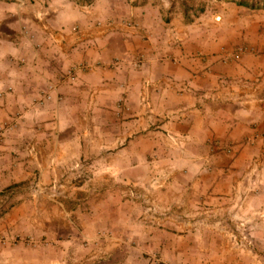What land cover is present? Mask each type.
Returning <instances> with one entry per match:
<instances>
[{"label": "crops", "instance_id": "crops-1", "mask_svg": "<svg viewBox=\"0 0 264 264\" xmlns=\"http://www.w3.org/2000/svg\"><path fill=\"white\" fill-rule=\"evenodd\" d=\"M37 1L0 0V191L87 161L100 197L69 205L98 208L67 246L264 264V8L185 21L171 0Z\"/></svg>", "mask_w": 264, "mask_h": 264}, {"label": "rangeland", "instance_id": "rangeland-1", "mask_svg": "<svg viewBox=\"0 0 264 264\" xmlns=\"http://www.w3.org/2000/svg\"><path fill=\"white\" fill-rule=\"evenodd\" d=\"M66 1L76 4L93 2ZM221 1L251 6L258 0H171L172 5L180 9L185 21L193 20L204 12L206 7ZM27 3L36 5L38 1L27 0ZM50 3L51 0H43V5L48 6ZM93 171L92 164L79 161L73 165L70 173L53 179L49 185L35 181L0 191V264H114L111 255L87 249L86 252L85 247L80 244L74 245L75 247L66 245L77 229L82 230L81 224L86 214L90 215L98 208L80 205L77 208L69 205L71 200L75 197L81 198L83 193L91 192L95 193L93 197H100L99 189L90 190L95 188L91 185L96 177ZM134 195L140 197L137 193L132 196ZM24 202L26 205L23 211L15 216L18 220L11 226L10 223H5L7 212ZM21 214H24L25 218H22ZM107 259L111 260V263Z\"/></svg>", "mask_w": 264, "mask_h": 264}, {"label": "trees", "instance_id": "trees-1", "mask_svg": "<svg viewBox=\"0 0 264 264\" xmlns=\"http://www.w3.org/2000/svg\"><path fill=\"white\" fill-rule=\"evenodd\" d=\"M238 4L244 7L250 8V9L259 8V6L264 7V1H261V0L255 1L254 5H251V6H247L245 3H238Z\"/></svg>", "mask_w": 264, "mask_h": 264}, {"label": "built area", "instance_id": "built-area-1", "mask_svg": "<svg viewBox=\"0 0 264 264\" xmlns=\"http://www.w3.org/2000/svg\"><path fill=\"white\" fill-rule=\"evenodd\" d=\"M247 49H246V47H244V46H237L236 48H235V51H234V53H233V56H235V57H237V56H239V54H242L244 51H246ZM46 98H49V96L48 95H46ZM244 239V238H243Z\"/></svg>", "mask_w": 264, "mask_h": 264}]
</instances>
